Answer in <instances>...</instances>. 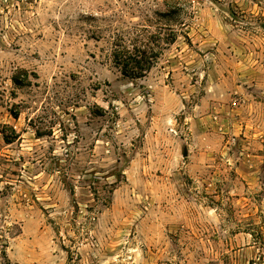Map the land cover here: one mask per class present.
I'll return each instance as SVG.
<instances>
[{"label": "rangeland", "instance_id": "374dc122", "mask_svg": "<svg viewBox=\"0 0 264 264\" xmlns=\"http://www.w3.org/2000/svg\"><path fill=\"white\" fill-rule=\"evenodd\" d=\"M252 263L264 0H0V264Z\"/></svg>", "mask_w": 264, "mask_h": 264}, {"label": "trees", "instance_id": "16d2710c", "mask_svg": "<svg viewBox=\"0 0 264 264\" xmlns=\"http://www.w3.org/2000/svg\"><path fill=\"white\" fill-rule=\"evenodd\" d=\"M113 56L114 63L120 68L121 74L130 79L145 77L158 58L157 54L138 49H134V51L117 50ZM3 138L6 143L11 142V138L7 134L3 133Z\"/></svg>", "mask_w": 264, "mask_h": 264}, {"label": "water", "instance_id": "95a60500", "mask_svg": "<svg viewBox=\"0 0 264 264\" xmlns=\"http://www.w3.org/2000/svg\"><path fill=\"white\" fill-rule=\"evenodd\" d=\"M186 152V151H185Z\"/></svg>", "mask_w": 264, "mask_h": 264}]
</instances>
